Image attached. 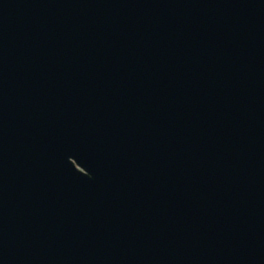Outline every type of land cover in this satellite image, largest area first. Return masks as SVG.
Returning <instances> with one entry per match:
<instances>
[{
	"label": "water",
	"instance_id": "water-1",
	"mask_svg": "<svg viewBox=\"0 0 264 264\" xmlns=\"http://www.w3.org/2000/svg\"><path fill=\"white\" fill-rule=\"evenodd\" d=\"M0 264H264V0H0Z\"/></svg>",
	"mask_w": 264,
	"mask_h": 264
}]
</instances>
